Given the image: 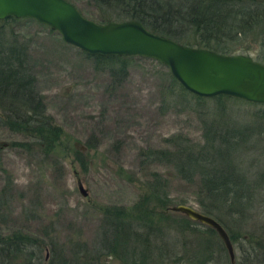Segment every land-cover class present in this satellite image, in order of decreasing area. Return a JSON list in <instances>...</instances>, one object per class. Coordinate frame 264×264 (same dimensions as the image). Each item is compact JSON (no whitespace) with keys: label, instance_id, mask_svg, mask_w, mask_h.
I'll list each match as a JSON object with an SVG mask.
<instances>
[{"label":"rangeland","instance_id":"obj_1","mask_svg":"<svg viewBox=\"0 0 264 264\" xmlns=\"http://www.w3.org/2000/svg\"><path fill=\"white\" fill-rule=\"evenodd\" d=\"M68 1L83 16L98 22L89 0ZM3 25L16 42L26 45L35 90L63 135L56 149L45 153L23 135L0 127V190L9 181L13 186L9 207L1 209L10 212L0 218L1 236L14 229L31 236L37 241L35 253L42 264L62 253L67 257L77 245L93 252L103 209H133L156 181L170 202L168 209L149 202L156 211L181 216L171 210L179 204L201 211L199 199L204 196L199 178L195 175L186 181L172 166L148 158L145 152L172 148L175 138L188 139V145H202L203 106L212 102L187 98L189 104L177 91L174 96L164 95L169 69L154 59L131 57L126 74L116 82L108 69L96 68L90 56L65 43L49 26L31 18ZM244 55L255 59V53ZM226 109L227 118L252 131L237 161L259 168L264 163V105L231 99ZM24 140L26 146L13 144ZM261 211L264 213V205ZM256 221L260 220L252 219L251 224ZM233 248L236 260L239 252ZM100 259L118 264L113 258Z\"/></svg>","mask_w":264,"mask_h":264},{"label":"trees","instance_id":"obj_2","mask_svg":"<svg viewBox=\"0 0 264 264\" xmlns=\"http://www.w3.org/2000/svg\"><path fill=\"white\" fill-rule=\"evenodd\" d=\"M89 3L97 12L99 23L137 20L151 32L182 44L222 54L251 52L255 53V60L264 63V0H89ZM15 19L19 18L0 19V127L23 135L45 153L52 152L63 132L46 114L35 90L26 45L16 42L11 31L4 28V22ZM87 55L96 68L108 69L116 82L126 74L128 59L133 57ZM166 80L164 95L174 96L177 91L181 100L189 104L191 99L198 103L212 102L203 106L204 142L194 146L187 144L188 139L175 138L172 148L147 150L146 156L172 166L186 181L196 175L204 196L199 199L201 212L216 219L227 231L239 252L235 264H264V213L260 212L264 205V163L251 169L243 160L237 161L252 131L225 116L228 100H244L226 95L213 98L194 95L170 72ZM13 144L26 146L28 142ZM11 183L6 182L0 190V218L10 215L1 209L6 210L13 198ZM153 186L144 197L147 204L142 201L130 210L121 206L103 209L93 252L77 245L78 249L67 257L62 253L44 264H106L100 259L103 256L118 264H230L215 229L183 214L159 212L155 206H149V202H155L158 207L168 209L170 203L162 196L158 181ZM252 219L260 221L253 225ZM36 247L35 239L17 229L8 236L0 235V264H42L38 262Z\"/></svg>","mask_w":264,"mask_h":264},{"label":"water","instance_id":"obj_3","mask_svg":"<svg viewBox=\"0 0 264 264\" xmlns=\"http://www.w3.org/2000/svg\"><path fill=\"white\" fill-rule=\"evenodd\" d=\"M31 18L57 31L61 39L90 55L140 56L164 64L190 93L200 97L226 95L264 104V63L249 55L222 54L192 47L151 32L137 20L99 23L83 16L68 0H0V19ZM79 190L86 196L82 185ZM215 229L234 264L233 244L213 217L179 204L171 208Z\"/></svg>","mask_w":264,"mask_h":264}]
</instances>
